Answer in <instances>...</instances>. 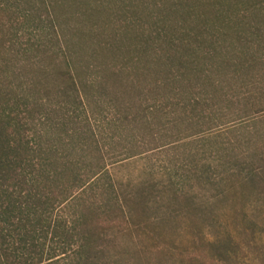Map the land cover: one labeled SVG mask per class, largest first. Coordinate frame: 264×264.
<instances>
[{
    "label": "trees",
    "instance_id": "obj_1",
    "mask_svg": "<svg viewBox=\"0 0 264 264\" xmlns=\"http://www.w3.org/2000/svg\"><path fill=\"white\" fill-rule=\"evenodd\" d=\"M95 73L100 94H124L122 125L158 132L189 174L204 180L209 153L264 192V0H0V264H125V202L92 182L91 150L46 141L58 129L84 142L71 104L96 101Z\"/></svg>",
    "mask_w": 264,
    "mask_h": 264
},
{
    "label": "rangeland",
    "instance_id": "obj_2",
    "mask_svg": "<svg viewBox=\"0 0 264 264\" xmlns=\"http://www.w3.org/2000/svg\"><path fill=\"white\" fill-rule=\"evenodd\" d=\"M29 35L24 42L38 38L36 33ZM24 65L17 63L21 81L14 83L15 87L23 83L24 88L14 89L27 91L26 71L32 68ZM97 73L92 76L96 101L88 103L83 95L81 103L71 104L70 113L85 130L84 142L58 129L50 130L46 141L66 156L91 150L86 172L90 177L91 172L99 173L92 182L113 185L125 202L130 228L116 234V254L122 262L264 264L263 190L244 183L239 172L215 161L209 153L202 158L204 180L189 174L188 159L164 149L167 142L158 132L153 139L140 125H122L124 117L116 101L124 94L107 86L106 95L100 94L97 83L103 75ZM50 89L43 88L45 94ZM42 98L58 105L53 93ZM141 99L144 101V95L136 101ZM72 207L64 208L63 214H69ZM212 247L230 259L213 255Z\"/></svg>",
    "mask_w": 264,
    "mask_h": 264
}]
</instances>
